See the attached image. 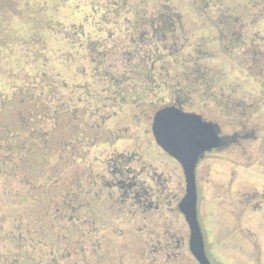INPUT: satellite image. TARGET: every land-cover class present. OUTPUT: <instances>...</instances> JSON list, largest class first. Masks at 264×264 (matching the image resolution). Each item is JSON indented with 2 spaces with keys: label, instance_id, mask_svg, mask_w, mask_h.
<instances>
[{
  "label": "flooded vegetation",
  "instance_id": "af4514ba",
  "mask_svg": "<svg viewBox=\"0 0 264 264\" xmlns=\"http://www.w3.org/2000/svg\"><path fill=\"white\" fill-rule=\"evenodd\" d=\"M232 1L71 0L70 16L50 19L75 32L56 38L53 55L35 48L25 101L66 115L43 140L22 130L12 141L0 173L1 264H199L179 208L183 165L153 125L175 109L221 138L196 164L198 219L200 186L229 197L243 178L235 165L264 164V0ZM36 149L48 156L39 172ZM258 190L247 196L264 200Z\"/></svg>",
  "mask_w": 264,
  "mask_h": 264
},
{
  "label": "trees",
  "instance_id": "16d2710c",
  "mask_svg": "<svg viewBox=\"0 0 264 264\" xmlns=\"http://www.w3.org/2000/svg\"><path fill=\"white\" fill-rule=\"evenodd\" d=\"M17 1L0 0V69L2 70L0 72V173L3 171V164L9 163L14 156L12 141H15L19 132L33 130L35 133L32 136L38 135L36 138L43 140L44 136L48 137L49 135L45 127L48 128L49 123L55 119L61 123L60 120L66 115V113L62 114L60 112L59 105L52 107L46 105L38 109L25 101L27 99L25 97L31 94L32 91L31 85L27 84L30 77L27 69L31 64L30 60L33 59L32 55L35 48L38 49L37 55H41L44 51L53 55L54 51L63 45V42L56 41V38L62 40L61 36L63 34L75 32V29H69L64 27L63 24L50 21L52 18H63L64 15L62 17L61 15L65 10L70 16L65 3L66 1L71 2V0H36V4L31 3L32 0H19L20 4ZM13 19L17 22L16 26L12 25ZM49 38L53 40H49ZM71 41H74V39L71 38ZM60 50H58V53ZM9 66H13V68ZM15 67L19 69L18 73L14 72ZM17 80L26 83L27 88L13 89L11 86ZM59 87L60 85L55 82L54 91ZM25 88L26 92H24ZM42 89L44 91V84ZM24 107H26L25 113L22 111ZM32 113L34 116L31 122L29 116ZM22 124H25L24 128ZM57 134V131H55L52 136L57 137ZM36 150L35 165L39 172L43 168L40 167L41 163L44 159H48V156L41 154L38 149ZM14 210L15 208L11 205L5 208V225L7 222L13 225ZM7 213H10V215ZM7 240L6 238V249L8 247Z\"/></svg>",
  "mask_w": 264,
  "mask_h": 264
},
{
  "label": "rangeland",
  "instance_id": "374dc122",
  "mask_svg": "<svg viewBox=\"0 0 264 264\" xmlns=\"http://www.w3.org/2000/svg\"><path fill=\"white\" fill-rule=\"evenodd\" d=\"M17 2L20 4L19 0ZM31 3L36 4L37 1L32 0ZM232 3L237 2L233 0ZM12 25H17L14 19ZM249 145L254 146L251 150L255 151L260 143ZM253 155L256 159L261 156L259 153ZM235 167L243 178L239 179L238 175L229 197H210L215 191L212 193L205 186H200L199 221L206 253L211 264H264V200L263 197L247 196L258 189L264 193V164L252 165L249 172L242 166ZM227 187L225 183V190ZM216 194L219 195L218 192ZM249 200V206H244L243 203ZM259 204H263L262 207L255 210L254 205Z\"/></svg>",
  "mask_w": 264,
  "mask_h": 264
},
{
  "label": "water",
  "instance_id": "95a60500",
  "mask_svg": "<svg viewBox=\"0 0 264 264\" xmlns=\"http://www.w3.org/2000/svg\"><path fill=\"white\" fill-rule=\"evenodd\" d=\"M153 130L157 142L183 165L187 187L179 208L190 227V250L199 264H211L198 219L195 170L199 155L218 147L221 138L211 124L203 123L197 116L175 109H165L157 113Z\"/></svg>",
  "mask_w": 264,
  "mask_h": 264
}]
</instances>
